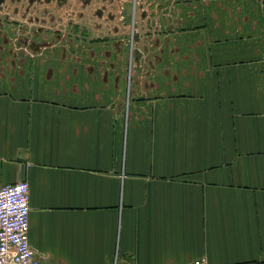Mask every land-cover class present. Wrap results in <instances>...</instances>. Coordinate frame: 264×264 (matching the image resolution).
<instances>
[{"label": "crops", "instance_id": "1", "mask_svg": "<svg viewBox=\"0 0 264 264\" xmlns=\"http://www.w3.org/2000/svg\"><path fill=\"white\" fill-rule=\"evenodd\" d=\"M189 6L115 85L0 35V186L28 182L42 264H264V3Z\"/></svg>", "mask_w": 264, "mask_h": 264}, {"label": "rangeland", "instance_id": "2", "mask_svg": "<svg viewBox=\"0 0 264 264\" xmlns=\"http://www.w3.org/2000/svg\"><path fill=\"white\" fill-rule=\"evenodd\" d=\"M202 1L0 0V19L10 23L0 35L11 36L20 52L46 51L51 68H93L99 77L111 70L115 85L120 84L122 70L158 67L163 51L154 39L194 32V16L200 12L185 5ZM177 46L184 51L188 44Z\"/></svg>", "mask_w": 264, "mask_h": 264}, {"label": "built area", "instance_id": "3", "mask_svg": "<svg viewBox=\"0 0 264 264\" xmlns=\"http://www.w3.org/2000/svg\"><path fill=\"white\" fill-rule=\"evenodd\" d=\"M28 215V182L22 179L0 186V264H42L29 243ZM184 264L209 263L201 256Z\"/></svg>", "mask_w": 264, "mask_h": 264}]
</instances>
